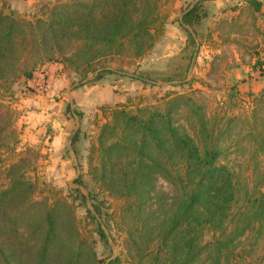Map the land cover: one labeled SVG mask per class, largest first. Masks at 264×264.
<instances>
[{"label": "trees", "instance_id": "1", "mask_svg": "<svg viewBox=\"0 0 264 264\" xmlns=\"http://www.w3.org/2000/svg\"><path fill=\"white\" fill-rule=\"evenodd\" d=\"M174 2L49 0L27 18L0 0V264H102L93 232L108 243L113 237L106 229L112 226L123 233L131 264L264 263L260 95L249 115L236 117L234 137L228 129L235 117L223 127L224 117L211 124L204 107L188 95L170 93L155 105L128 99L100 106L104 121L87 155L95 188L87 197L78 188L70 189L75 195H62L49 185L40 187L27 176L32 163L26 152L16 154L14 109L6 100L15 83L32 80L47 64L80 79L96 71L94 80L105 72L125 74V58H141L162 38ZM246 2L252 13L260 10L258 1ZM200 6L197 1L183 10L179 24L195 30L205 17ZM252 54L254 69L264 72V56ZM180 108L192 126L173 118ZM158 177L174 189L167 201L154 194ZM74 181L82 184L81 175ZM78 197L92 225L86 233L74 214ZM110 202L117 211H109ZM119 262L117 256L107 264Z\"/></svg>", "mask_w": 264, "mask_h": 264}, {"label": "rangeland", "instance_id": "2", "mask_svg": "<svg viewBox=\"0 0 264 264\" xmlns=\"http://www.w3.org/2000/svg\"><path fill=\"white\" fill-rule=\"evenodd\" d=\"M5 1L11 10L30 18L41 4L49 0ZM193 1L175 0L162 38L141 58H125L121 64L125 74L105 72L94 80L97 74L93 72L80 79L70 70L58 73L60 66L53 65L51 73L42 72L41 75L38 70L36 73L41 76L36 74L30 81H18L13 85V96L6 100L14 109L12 129L18 140L16 154L26 152L32 163L27 172L30 179L38 180L40 187L49 185L60 190L62 195H75L70 189L78 188L87 197L88 191L95 188L87 174V155L90 142L94 140L98 126L104 121L99 108L125 103L128 99L133 103L155 105L164 101V96L170 93L188 95L204 107L211 124L224 117L223 127L226 120L235 117L228 129L230 136L234 137L239 127L236 117L242 118L250 114L252 108H255L254 97L260 95L264 99V72L254 69L255 58L252 54L259 52L261 57L264 56V18L259 17L255 25L246 23L239 29L238 34L244 32L246 40L244 47L237 49L225 40L223 43L226 44L221 43L228 31L226 23L234 15L222 7L231 0H198L205 17L195 30L179 24L181 12L188 9ZM240 1L232 2V7L238 8ZM191 31L195 36L193 45L188 36ZM52 74L57 76V81L62 82H56L55 94H52ZM91 84L95 86L88 88L93 89L89 99L102 102H88L85 88L82 91L77 89L84 85L90 87ZM72 90L78 94L72 96ZM114 96L120 102H116V98L111 102ZM82 100L86 104L81 103ZM172 116L177 122L187 126L194 123L185 108H180ZM73 137L75 138L72 140ZM229 157H234V154ZM243 170L245 174H250V170ZM80 175L82 184H77L74 180ZM154 189V194L167 198L166 201L174 195L172 186L161 177L156 179ZM103 197L107 199V203L111 200L106 195ZM86 200L85 204L90 206V202ZM110 204L109 211L118 210L113 203ZM73 205L82 232H88L92 225L87 224L88 220L85 219L84 201L78 197ZM106 232L113 237H108V243L97 232H93L96 258L102 260V264H107L114 255L120 257L119 264H131L124 252L123 233L117 232L113 226L106 229Z\"/></svg>", "mask_w": 264, "mask_h": 264}, {"label": "crops", "instance_id": "3", "mask_svg": "<svg viewBox=\"0 0 264 264\" xmlns=\"http://www.w3.org/2000/svg\"><path fill=\"white\" fill-rule=\"evenodd\" d=\"M198 0H194L193 2H192V4H191V6L190 7H192L196 2H197ZM256 1H258L259 3H260V10L258 11V12H253L252 13V9L248 6V4H247V2H246V0H241L239 3H238V8H235V7H232V2H235V3H237V0H231L230 1V3L229 4H226L224 7H222V9L224 10V8H226L228 11H231V13L232 14H234L233 16H231L230 17V19H229V21H227V26H228V31H227V35L229 36V38L228 37H225V38H223L222 37V39H221V43H223L224 41H223V39H226V41H227V43L228 44H230V46L231 47H233V46H235V47H237V49H239V48H242V47H244V43H245V36L243 35L244 34V32H242V34L241 35H239L238 33H239V29L240 28H242L246 23H249V24H251V25H255L256 24V22H257V20L259 19V17L260 18H264V0H256ZM234 6V5H233ZM189 7V8H190ZM232 7V8H231ZM226 10V11H227ZM226 13V12H225ZM253 17L255 18V19H253ZM168 23V22H167ZM166 23V24H167ZM230 25L233 27V29L229 32V28H230ZM166 26V25H165ZM187 27V26H186ZM166 28V27H165ZM190 28V27H189ZM234 28H236V30L234 31ZM221 38V37H220ZM223 44H226V43H223ZM50 65V66H49ZM53 65H57V64H47V65H45L40 71H39V73H51V71H52V67L51 66H53ZM49 66V67H48ZM58 68V67H57ZM47 69V70H46ZM46 70V71H45ZM58 70H60V69H58ZM43 73L41 74V75H43ZM48 73V74H49ZM58 73H61L60 71H58ZM36 74H38V73H36ZM35 74V75H36ZM56 74V73H55ZM39 75V74H38ZM36 76V77H39V76H41V75H39V76ZM58 75V74H57ZM57 76L56 75H54V74H52V79H51V81H53V87H54V89H53V91H52V94H53V92H54V94H55V84H56V82H59V80L57 81V78H56ZM59 83H62L61 81L59 82ZM87 85V84H86ZM86 85H84V86H82V88H77L79 91H82L84 88H85V90L87 91V93H88V102H92L93 104H97V103H99V102H102V101H91L89 98H90V96H91V91L93 90V89H89L88 90V88H93L94 86H95V84H91V85H89L90 87H86ZM262 89H263V87H261ZM75 90H72L71 92H70V94L72 95V96H76L75 94H78V93H75L74 92ZM78 92V91H77ZM65 94L66 95H68L69 93H68V91L67 90H65ZM121 97V96H120ZM116 98V99H115ZM115 99V101L117 102H120L119 101V99L117 98V96H114V97H112L111 98V102H113L112 100H114ZM97 102V103H96ZM109 102V101H108ZM81 103H83V104H86V102L84 101V100H82V102ZM104 103V102H103ZM89 104V103H88ZM79 105H82V104H79ZM86 106H90V105H86Z\"/></svg>", "mask_w": 264, "mask_h": 264}, {"label": "water", "instance_id": "4", "mask_svg": "<svg viewBox=\"0 0 264 264\" xmlns=\"http://www.w3.org/2000/svg\"><path fill=\"white\" fill-rule=\"evenodd\" d=\"M189 28V27H188ZM190 29V28H189ZM190 34L192 35L193 39L195 40V36L194 34L192 33V31L190 32ZM196 46H197V43H196ZM191 68V67H190ZM98 71H96L94 74H97ZM132 76V75H131ZM115 256L113 255V257H111L110 259H113Z\"/></svg>", "mask_w": 264, "mask_h": 264}]
</instances>
